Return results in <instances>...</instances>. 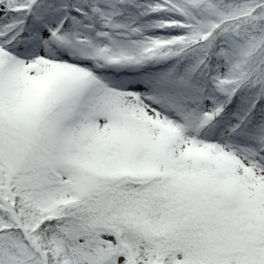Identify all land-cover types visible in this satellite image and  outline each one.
I'll use <instances>...</instances> for the list:
<instances>
[{"label":"snow or ice","instance_id":"1","mask_svg":"<svg viewBox=\"0 0 264 264\" xmlns=\"http://www.w3.org/2000/svg\"><path fill=\"white\" fill-rule=\"evenodd\" d=\"M0 264H264V0H0Z\"/></svg>","mask_w":264,"mask_h":264}]
</instances>
